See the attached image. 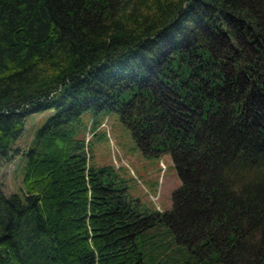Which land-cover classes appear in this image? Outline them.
<instances>
[{"label": "trees", "instance_id": "16d2710c", "mask_svg": "<svg viewBox=\"0 0 264 264\" xmlns=\"http://www.w3.org/2000/svg\"><path fill=\"white\" fill-rule=\"evenodd\" d=\"M47 110L0 264H264V0H0V158ZM85 110L171 155V208L90 161Z\"/></svg>", "mask_w": 264, "mask_h": 264}, {"label": "rangeland", "instance_id": "374dc122", "mask_svg": "<svg viewBox=\"0 0 264 264\" xmlns=\"http://www.w3.org/2000/svg\"><path fill=\"white\" fill-rule=\"evenodd\" d=\"M49 113L47 110L28 115L23 132L13 143L10 158H0L5 193L21 194L23 151ZM81 116L84 126L79 135L91 142L90 161L108 169L114 186L141 209L165 211L171 208L172 191L180 183L171 155L145 153L116 111L85 110Z\"/></svg>", "mask_w": 264, "mask_h": 264}]
</instances>
